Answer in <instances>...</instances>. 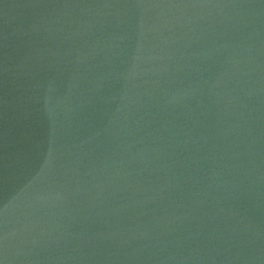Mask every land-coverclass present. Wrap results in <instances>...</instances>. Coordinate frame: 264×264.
I'll return each instance as SVG.
<instances>
[{
    "label": "water",
    "instance_id": "95a60500",
    "mask_svg": "<svg viewBox=\"0 0 264 264\" xmlns=\"http://www.w3.org/2000/svg\"><path fill=\"white\" fill-rule=\"evenodd\" d=\"M0 264H264V0H0Z\"/></svg>",
    "mask_w": 264,
    "mask_h": 264
}]
</instances>
